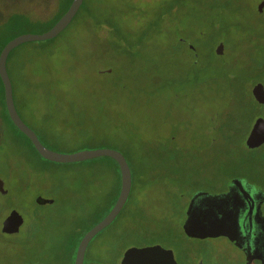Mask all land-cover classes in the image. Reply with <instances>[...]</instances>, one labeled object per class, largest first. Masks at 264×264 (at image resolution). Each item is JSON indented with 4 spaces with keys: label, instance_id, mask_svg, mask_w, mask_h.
Listing matches in <instances>:
<instances>
[{
    "label": "rangeland",
    "instance_id": "obj_1",
    "mask_svg": "<svg viewBox=\"0 0 264 264\" xmlns=\"http://www.w3.org/2000/svg\"><path fill=\"white\" fill-rule=\"evenodd\" d=\"M25 1L42 18L56 12V0H0V31ZM170 1L173 11L143 44L114 46L108 23L141 31L157 20L160 0H85L69 24L73 33L8 55L15 107L45 147L117 150L129 165L128 203L90 241L83 264H119L130 247L151 245L173 252L179 264L188 254H203L207 264H243L224 241L189 239L181 226L194 192L212 194L232 176L258 177L253 171L264 168V151L243 145L254 116L264 118L249 92L253 81L264 87V6L257 9L264 0ZM42 18L28 33L49 25ZM232 94L247 107L224 136L219 128L232 112ZM2 121L0 228L12 210L24 221L17 234L0 231V264H69L76 235L97 224L115 198L117 172L103 157L46 161ZM36 197L53 202L37 205Z\"/></svg>",
    "mask_w": 264,
    "mask_h": 264
},
{
    "label": "water",
    "instance_id": "obj_2",
    "mask_svg": "<svg viewBox=\"0 0 264 264\" xmlns=\"http://www.w3.org/2000/svg\"><path fill=\"white\" fill-rule=\"evenodd\" d=\"M83 0H72L67 11L60 17V19L46 32L40 34L24 33L9 40L0 51V80L3 86L4 103L9 119L14 126L31 142L35 151L49 162L53 163H77L91 160L99 157H109L113 159L120 172V190L118 197L108 212V214L101 219L97 224L92 226L81 238L75 253L73 264H83L85 250L88 242L103 228L108 226L118 215L123 208L131 189V171L129 165L119 151L112 149H97V150H83L72 154H62L54 152L45 147L38 139L35 132L30 129L20 118L17 113L13 90L10 77L6 68V61L9 53L16 47L29 42L48 41L57 37L72 21L78 12ZM264 2L258 6V11L261 12ZM222 52V44L215 48V53L220 55ZM252 95L258 104H264V87L257 83L252 88ZM264 143V119L257 118L245 140V145L248 148H256ZM230 190L226 194L211 195L203 192H196L192 196L188 209L187 218L182 226L184 233L189 237L205 238L214 236L218 233V222L224 224L228 230V236L231 241L239 245V240L233 238L231 235L237 233L238 227V212H235L232 207L235 199L237 200L238 192L244 191L245 183L241 179H234L230 183ZM242 191V192H243ZM247 191V190H245ZM0 194H6L3 188V182L0 180ZM251 197V196H249ZM240 201V200H239ZM52 200L43 199L41 197L35 198L37 205L52 204ZM202 204L204 207H202ZM242 208V206H241ZM218 212L221 214L219 217ZM22 216L16 211L12 210L2 222L1 232L5 234H16L19 232L23 224ZM247 264H251V256L246 257ZM119 264H177L173 253L158 247H132L125 251Z\"/></svg>",
    "mask_w": 264,
    "mask_h": 264
},
{
    "label": "trees",
    "instance_id": "obj_3",
    "mask_svg": "<svg viewBox=\"0 0 264 264\" xmlns=\"http://www.w3.org/2000/svg\"><path fill=\"white\" fill-rule=\"evenodd\" d=\"M71 1L72 0H56V12H50V13H46V14L44 13L43 18L40 17L39 12L37 10H35V9L34 10H30V9H32L30 7L31 4L27 3L25 1L24 4H21V8H18L13 13L9 14L8 17L5 19V21H4V30L0 31V39L2 38V36L4 34H8L9 33V35L7 36V38L3 39V41L0 42V51L4 47V45L9 40L13 39L14 37H16V36H18L20 34L32 32L31 31V26L36 25L37 24V20H39L40 18H42L43 20H45V19L49 20L50 22H49V25L46 26V28H43L41 31H38L37 33L40 34V33L48 31L60 19V17L67 11L68 7L71 4ZM84 2H85V0H83V3L80 6V8H79L78 12L76 13V15L74 16V18L72 19V22L78 16L80 10L83 8ZM160 2H162V3H160V5H158V6H156V10L157 11L155 12V15H153V17H156L157 20H155V21H151L150 20V22L148 23L146 28L141 30V31L138 30L139 28L138 29L135 28V29H132L131 31L124 32L122 29H119V25H118L117 22H110L111 20L107 19V21L110 22V23H108V25L111 28H113L109 32L110 33H114L116 35V38H117V40H115L113 42V45L114 46H116V45L120 46L119 45L120 44L119 41H121V40H124V43L127 46L130 43L143 44L147 38L151 37V35L153 33L152 27L154 25H157L158 21L161 20L162 18H164L165 15L170 14V12L173 11V6H174L173 2H171L170 0H162V1L160 0ZM132 5H133L132 1L131 2L127 1L126 2V7L128 9L132 8ZM101 11L105 13L106 10L105 9H101ZM69 27H70V25H68V27H66L57 37H55V38H53L51 40L42 41V42H52L53 40L63 36L64 34H70L71 32L73 33V31L75 30L76 25H73L70 28ZM42 42H31V43H42ZM64 43H68V46H69V44L71 43V39L67 38V40L64 41ZM7 61H8V57H7ZM7 61H6V68H7ZM8 75H9V73H8ZM254 83L255 82L253 81L251 83V85H253ZM232 95H234V94H232ZM233 97H234L233 98L234 101H233L232 109H231L232 112H230V113L225 115V117L223 119V122L221 123V126L219 128L220 129L219 130L220 134L224 135V136H227V135L233 133L237 129V128H235L237 125H238V127L240 126L241 120L243 118V110L247 107V104L243 103L241 98H237L235 95ZM251 102L256 104V102L253 99H252ZM17 113H18V110H17ZM18 115H19V113H18ZM255 117L256 116H254V118L252 119V122L254 121ZM20 118H21V116H20ZM2 119H5L10 124V126L12 127L11 128V132L12 131H16L21 136H23L25 139H27L14 126V124L9 119V116H8L6 108H5V103H4L3 86H2V83H1V80H0V123L3 124L4 121H2ZM22 121L24 122L23 119H22ZM250 126H249V128H250ZM246 134H245V136H246ZM29 143L32 146L30 141H29ZM32 148H33V146H32ZM33 150L35 151L34 148H33ZM36 154L39 157H41L37 152H36ZM103 159H107L108 162L111 165V166L107 165V169L108 170H112V169L114 170L115 169V171L117 172V181H118L117 194L115 195V198L113 197V199L110 201V205L108 206V209H107L106 213L103 215V217H104L111 210V208L113 207V205H114V203H115V201H116V199L118 197L119 190H120V172H119V167H118L117 163L113 159H111L109 157H103ZM127 203H128V200L125 202V204H124L123 208L121 209L120 213L118 214L117 218L123 213L124 208L126 207ZM103 217L101 219H103ZM91 227H89L87 230H85V232H82V233H79V234L76 235V237H75V248L72 251V255L70 256L71 261L69 262V264H73L74 263L77 246H78L81 238L83 237V235Z\"/></svg>",
    "mask_w": 264,
    "mask_h": 264
},
{
    "label": "flooded vegetation",
    "instance_id": "obj_4",
    "mask_svg": "<svg viewBox=\"0 0 264 264\" xmlns=\"http://www.w3.org/2000/svg\"><path fill=\"white\" fill-rule=\"evenodd\" d=\"M255 84H257V83H254L251 86V88L249 89L250 97L254 101H255V99L252 95V88ZM256 104L260 107H264V104H258L257 102H256ZM256 117L264 119L262 116H256ZM256 117H255L254 121L257 119ZM254 121L252 122V124L249 128V131L247 132V134L243 140V145L245 146V148L249 152L259 154L262 150L264 151V143H262L260 146H258L256 148H248L245 145V140H246V138H247V136L251 130V127H252ZM255 170H257V168ZM255 170L253 172H259L258 177H252V176L247 175V174H246V176L245 175L232 176L227 181V183L225 184V186L221 190H217L216 192H213L212 194L208 193L211 195L226 194L229 192L230 183L234 179H241L244 181V183H245L244 191L242 189L243 192L242 191L238 192V195H237L238 199L237 200L235 199V201H238V202H234L232 205L235 212L239 211L238 212L239 217H238L237 233L234 236L233 235H231V236L233 238L239 240V242H240L239 245H237L234 241H231V239L228 236V232H227L228 228L224 224L220 225L219 222H218V227H219L218 233L214 236H209V237H205V238L189 237L184 233V231L181 227L183 234L189 239H198L201 241H203V240L204 241L222 240L226 243L227 246H229L230 248L232 247L233 249H235L236 251H238L241 254V256L243 257V264H247V258L246 257L250 258V256H251V261H252V262H250L251 264H264V168L262 169V171L261 170L255 171ZM245 190H247V191H245ZM196 192L206 193L203 190H201V191L199 190ZM196 192H194V193H196ZM194 193L192 194V196L194 195ZM4 195H6V194H4ZM192 196L190 197V200H191ZM249 196H251V197H249ZM128 197H129V195H128ZM190 200H189V202H190ZM188 205H189V203H188ZM188 205H187V208L185 211V218L182 222V226H183V224L187 218L186 213H187ZM241 206H242V208H241ZM202 207H204L203 204H202ZM218 215H219V217H221V214L219 212H218ZM117 216L115 218H117ZM1 226H2V223H1ZM0 231H1V228H0ZM3 234H5V233H3ZM7 235H13V234H7ZM90 241L88 242V244L90 243ZM88 244H87V247H88ZM87 247H86V250H87ZM144 247H149V246H144ZM130 248H132V247H130ZM137 248H141V247H137ZM86 250H85V254H86ZM173 256H174V254H173ZM84 257H85V255H84ZM174 259H175V257H174ZM83 262H84V260H83ZM176 263H177V261H176ZM207 263H208V259H205L203 254H200L198 258L188 254L187 257L185 258V264H207ZM177 264H179V263H177Z\"/></svg>",
    "mask_w": 264,
    "mask_h": 264
}]
</instances>
